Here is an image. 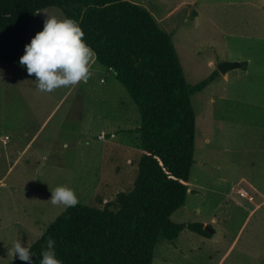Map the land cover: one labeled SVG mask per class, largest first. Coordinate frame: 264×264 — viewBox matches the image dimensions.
Listing matches in <instances>:
<instances>
[{"label":"rangeland","instance_id":"rangeland-1","mask_svg":"<svg viewBox=\"0 0 264 264\" xmlns=\"http://www.w3.org/2000/svg\"><path fill=\"white\" fill-rule=\"evenodd\" d=\"M130 1L170 35L189 84L222 60L245 64L191 96L194 163L170 219L201 223L211 236L183 229L160 239L152 264H264V0ZM46 15L64 18L56 7L37 12L24 45ZM24 45L15 63L0 62V264L17 259L14 241L32 245L65 210L50 202L57 186L118 211L141 155L138 108L94 53L86 82L47 93L19 64Z\"/></svg>","mask_w":264,"mask_h":264},{"label":"trees","instance_id":"trees-1","mask_svg":"<svg viewBox=\"0 0 264 264\" xmlns=\"http://www.w3.org/2000/svg\"><path fill=\"white\" fill-rule=\"evenodd\" d=\"M49 7L78 22L95 60L136 104L141 155L121 208L78 203L65 209L31 245L34 264L49 237L62 264H152L160 239L173 240L183 229L210 237L203 224L175 223L170 216L185 203L194 163L191 96L218 72L186 82L170 35L130 0H0V62L17 61L33 17ZM12 264L27 262L17 258Z\"/></svg>","mask_w":264,"mask_h":264},{"label":"clouds","instance_id":"clouds-1","mask_svg":"<svg viewBox=\"0 0 264 264\" xmlns=\"http://www.w3.org/2000/svg\"><path fill=\"white\" fill-rule=\"evenodd\" d=\"M84 36L76 20L46 15L42 29L24 45L19 64L26 68L29 76L34 75L41 92L51 93L86 82L90 77L93 51ZM50 192V202L54 206L63 205L67 209L79 203L75 191L67 186H57ZM10 254L12 258L34 264L31 245H22L20 239L14 241ZM39 264H62L57 258L56 242L51 237L41 250Z\"/></svg>","mask_w":264,"mask_h":264},{"label":"water","instance_id":"water-1","mask_svg":"<svg viewBox=\"0 0 264 264\" xmlns=\"http://www.w3.org/2000/svg\"><path fill=\"white\" fill-rule=\"evenodd\" d=\"M242 68L243 63L237 60H222L216 64V69L221 75H226L230 71Z\"/></svg>","mask_w":264,"mask_h":264},{"label":"crops","instance_id":"crops-1","mask_svg":"<svg viewBox=\"0 0 264 264\" xmlns=\"http://www.w3.org/2000/svg\"><path fill=\"white\" fill-rule=\"evenodd\" d=\"M168 11H169V10H168ZM168 11H167V12H168ZM152 15H153V14H152ZM242 192H243V190L240 191V193H242ZM243 193H244V192H243ZM244 195H245V194H244Z\"/></svg>","mask_w":264,"mask_h":264},{"label":"bare ground","instance_id":"bare-ground-1","mask_svg":"<svg viewBox=\"0 0 264 264\" xmlns=\"http://www.w3.org/2000/svg\"><path fill=\"white\" fill-rule=\"evenodd\" d=\"M244 192V191H243Z\"/></svg>","mask_w":264,"mask_h":264},{"label":"built area","instance_id":"built-area-1","mask_svg":"<svg viewBox=\"0 0 264 264\" xmlns=\"http://www.w3.org/2000/svg\"><path fill=\"white\" fill-rule=\"evenodd\" d=\"M241 195V194H240Z\"/></svg>","mask_w":264,"mask_h":264}]
</instances>
